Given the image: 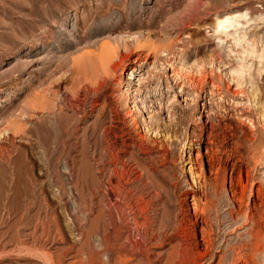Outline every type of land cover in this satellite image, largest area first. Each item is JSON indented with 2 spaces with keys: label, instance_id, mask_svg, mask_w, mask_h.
<instances>
[{
  "label": "rangeland",
  "instance_id": "374dc122",
  "mask_svg": "<svg viewBox=\"0 0 264 264\" xmlns=\"http://www.w3.org/2000/svg\"><path fill=\"white\" fill-rule=\"evenodd\" d=\"M261 140L264 0H0V264H264Z\"/></svg>",
  "mask_w": 264,
  "mask_h": 264
},
{
  "label": "bare ground",
  "instance_id": "6f19581e",
  "mask_svg": "<svg viewBox=\"0 0 264 264\" xmlns=\"http://www.w3.org/2000/svg\"><path fill=\"white\" fill-rule=\"evenodd\" d=\"M233 16H236V15H234L233 14ZM232 18V16L230 17V16H225V17H221V18H217V21H216V23H217V27L219 28V27H222V26H224V24H226V23H228V20L229 19H231ZM216 20V19H215ZM63 79V78H62ZM63 81V80H62ZM60 82V81H59ZM61 83V82H60ZM57 87V89L56 90H58V91H61V85L60 84H58V86H56ZM84 88V87H83ZM86 89V88H85ZM64 91V90H63ZM66 91V90H65ZM56 93V92H55ZM59 93V92H58ZM63 93V92H62ZM69 93V92H68ZM60 94V93H59ZM62 95V94H61ZM64 96V95H63ZM63 96H61V97H63ZM55 97V96H54ZM70 97V96H69ZM69 99V98H68ZM42 100H40V99H38V98H36L35 99V104L37 105V106H39V105H41L42 104ZM35 105V106H36ZM213 123V122H212ZM212 126V125H211ZM11 128V127H10ZM212 128H213V126H212ZM7 129V128H6ZM6 129H4L5 131H6ZM214 129V128H213ZM11 130V129H10ZM212 130V129H211ZM7 131H8V129H7ZM7 131H6V133H7ZM214 132V131H213ZM5 133V132H4ZM8 134H10V133H8ZM216 136V135H215ZM219 136V135H218ZM8 137V135L6 136V138ZM3 138V137H2ZM218 138V137H217ZM4 139V138H3ZM2 139V140H3ZM227 139V138H226ZM8 140H9V138H8ZM212 140V139H211ZM210 140V144L211 145H215L214 144V141H211ZM217 140V139H216ZM215 140V141H216ZM218 140H219V138H218ZM220 141V140H219ZM237 142L238 140H234L233 142ZM240 141V140H239ZM262 141V140H261ZM264 141V140H263ZM262 141V142H263ZM4 142V141H3ZM217 142V141H216ZM224 142H227V141H224ZM229 142V141H228ZM227 142V143H228ZM5 143V142H4ZM218 143V145H219V142H217ZM216 143V144H217ZM232 143V142H231ZM239 143V142H238ZM261 143V142H260ZM259 143V144H260ZM221 144V143H220ZM241 144V143H240ZM261 144H263V143H261ZM8 145V144H7ZM10 145V144H9ZM222 145V144H221ZM247 145V144H246ZM258 145V144H257ZM230 146H231V144H230ZM233 146H235V145H233ZM2 147H4V146H1L0 148H1V151H2ZM13 147V146H12ZM212 147V146H211ZM217 147V145L214 147V148H216ZM218 147H220V148H216V149H209V151L211 150V151H213L212 152V154L211 155H209L210 157H209V160H208V165H209V167H210V173H211V171H218L219 173L221 172V171H223V170H228L230 167V165L232 166V167H234V169H236V168H242L243 166H242V164L243 163H246L245 162V158H247L246 156H247V153L245 152V151H243V152H241V151H239L238 149L237 150H235V151H233L234 149H233V147L232 148H230V149H233V150H230V149H226L227 148V145L226 146H224V145H222V147H225V149L223 150V151H221V149H223L221 146H218ZM238 147H240V146H238ZM246 147H248V146H246ZM9 148V147H8ZM11 148V147H10ZM229 148V147H228ZM258 149H259V147H257ZM262 148H263V146H262ZM4 149H6V148H4ZM261 149V148H260ZM5 151H7V150H5ZM260 152H261V154H263L262 153V151L261 150H259ZM258 151V152H259ZM3 152V151H2ZM6 153V152H5ZM4 153V154H5ZM8 153V152H7ZM211 153V152H210ZM258 153H256V155H257ZM260 154V153H259ZM258 154V158H256V160H255V158H253V157H255L254 155H252V158L254 159H252V161H253V163L255 164L254 166H255V168L252 170V171H248L247 172V176H246V179L245 180H247L246 182L247 183H245V182H243V180H241V178H240V180L239 181H237V189H239V191H238V193H239V195L240 196H238V195H236V196H238L236 199H237V201H238V203L239 202H244L245 200H244V196H246L245 195V192H246V190L248 189V187L250 186V188H251V186H252V189L250 190L251 191V193H253V194H251L252 196L250 197L251 198V204H253V205H255V207H256V218H254L255 219V221H256V223H257V225H258V227H259V229L261 230V232H262V234H261V237L260 238H263V240H264V178L263 179H261L262 181H260L261 182V185L256 189V192H255V190L253 189V186H254V184H255V182H257V181H259L258 179H257V177H255V173L257 174V172H258V167H259V165L261 164L260 162H259V160H260V158H259V156H261V154L259 155ZM8 155H10V154H8ZM262 158V157H261ZM263 159V158H262ZM260 161H262V160H260ZM239 162H241L242 164L241 165H239ZM232 163V164H231ZM248 163L249 162H247V165H248ZM217 165V169H215V166ZM250 165V164H249ZM248 165V166H249ZM208 167V168H209ZM255 170V172L254 173H252L253 171ZM215 171V172H216ZM217 172V173H218ZM216 173V174H217ZM210 176V175H209ZM216 180V179H215ZM256 180V181H255ZM212 181V180H211ZM253 181H255V182H253ZM221 182V181H220ZM253 182V183H252ZM202 184V183H201ZM209 184V183H208ZM202 186V185H201ZM209 186H211L210 184H209ZM220 186V185H219ZM218 185H214V187H212V188H210V190H209V188H208V185L207 184H205V182H204V187L202 188V189H199V187H198V189H196L195 190V196L197 195V194H199L200 195V199H201V197H202V195H203V197H207L208 195H216L217 196V194H219V191H220V187H219ZM176 189V188H175ZM222 190V189H221ZM248 190V191H249ZM229 191V190H228ZM231 192V191H230ZM174 193V192H173ZM222 194H223V192H221ZM234 194V193H233ZM202 197V198H203ZM223 197V196H222ZM216 198V197H215ZM218 198H220V197H218ZM235 198V197H234ZM198 199V198H197ZM217 199V198H216ZM221 199V198H220ZM231 199H233V198H231ZM244 200V201H243ZM196 201V200H195ZM202 201V200H201ZM222 201V200H221ZM233 201H235V200H233ZM107 202V201H106ZM109 202V201H108ZM115 202V201H114ZM183 202V201H182ZM230 202V201H229ZM246 202V201H245ZM102 204V203H101ZM117 204V203H116ZM115 203H114V205H116ZM176 204V203H175ZM182 204V203H181ZM236 204H237V202H236ZM243 204V203H242ZM242 204H241V206H242ZM109 205H110V203H109ZM112 205V207L114 206L113 204H111ZM110 205V206H111ZM232 205H234L233 203H232ZM239 205V204H238ZM253 205H251V206H253ZM109 206V208H111ZM118 206H120V205H118ZM117 206V207H118ZM240 206V205H239ZM105 207H107V205L105 206ZM120 207H122V206H120ZM235 207H236V205H235ZM249 207H250V205H249ZM199 208V207H198ZM241 208V207H240ZM101 209H102V207H101ZM112 209V208H111ZM141 209H143V208H141ZM183 209V208H182ZM199 209H201V208H199ZM203 209V208H202ZM238 209V208H237ZM252 209V208H251ZM250 209V210H251ZM113 210V209H112ZM112 210H110V211H112ZM114 210H116V208H114ZM116 211H120L118 208H117V210ZM195 211H197V210H195ZM199 211H201V210H199ZM238 211V210H237ZM241 211H242V209H241ZM121 213H122V211H120ZM206 212V211H205ZM139 213V212H138ZM119 214V213H118ZM194 214H196V213H194ZM204 214V213H203ZM236 215V214H235ZM120 217H121V215H119ZM125 216V215H124ZM123 217V216H122ZM133 217V216H132ZM126 218V217H125ZM186 218V217H185ZM184 218V219H185ZM250 217L248 216L247 217V219H246V221L249 219ZM253 218H250L249 219V221H251V220H253ZM124 219V218H123ZM183 219V220H184ZM121 221V220H120ZM191 221V220H190ZM241 221V220H240ZM104 222V221H103ZM181 222V221H180ZM248 222V221H247ZM179 224V223H178ZM177 224V225H178ZM246 224V223H245ZM145 227V226H144ZM139 228V227H138ZM140 229V228H139ZM258 229V230H259ZM116 230H118V229H116ZM131 230V229H130ZM133 230H135V229H133ZM257 230V231H258ZM119 231V230H118ZM117 231V232H118ZM132 231V230H131ZM135 231H137V227H136V230ZM140 231V230H139ZM133 232V231H132ZM136 233H138V231L136 232ZM260 233V232H259ZM140 234H141V231H140ZM114 235V234H113ZM134 235V234H133ZM260 235V234H259ZM185 238V237H184ZM208 238V237H207ZM110 239V238H109ZM109 239H107L106 241H107V243H109V242H111L112 241V239H111V241H109ZM128 240L130 239L131 240V238H127ZM135 240V239H134ZM137 240V239H136ZM135 240V241H136ZM144 240V239H143ZM156 240V239H155ZM207 240H209V239H207ZM109 241V242H108ZM140 242V245H142L141 244V241H139ZM262 243H263V241H261ZM112 244L114 243V242H111ZM136 243H138V242H136ZM105 244H106V242H105ZM105 244H103V245H105ZM134 244H135V242H134ZM146 244H148V243H146ZM160 244V243H159ZM108 245H110L111 246V244H108ZM131 246H132V244H130ZM129 245V246H130ZM115 246V245H114ZM133 246H138V245H133ZM144 246H145V243H144ZM142 247V249L144 248H146V247ZM263 247H264V245H262ZM109 247V246H108ZM108 247H104V248H108ZM116 247V246H115ZM261 247V246H260ZM101 248V247H100ZM111 248V247H110ZM132 248V247H131ZM139 248H140V246H139ZM112 249V248H111ZM106 251H107V249H105ZM136 250H138V249H136ZM141 250V249H140ZM139 250V251H140ZM264 250V249H263ZM113 253H114V250H111ZM110 252V251H109ZM142 252H144V251H142ZM146 252V251H145ZM108 252H106V254H107ZM134 253V252H133ZM177 253V252H176ZM110 254V253H109ZM112 254V253H111ZM110 254V255H111ZM115 254V253H114ZM96 255V254H95ZM117 255H118V253H117ZM264 255V254H263ZM108 256V255H107ZM106 256V257H107ZM109 257V256H108ZM134 257V256H133ZM264 257V256H263ZM113 258V257H112ZM120 259V258H119ZM191 260V259H190ZM236 260V259H235ZM114 261H115V258H114ZM139 261V260H138ZM116 263V262H115Z\"/></svg>",
  "mask_w": 264,
  "mask_h": 264
}]
</instances>
